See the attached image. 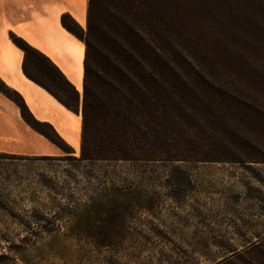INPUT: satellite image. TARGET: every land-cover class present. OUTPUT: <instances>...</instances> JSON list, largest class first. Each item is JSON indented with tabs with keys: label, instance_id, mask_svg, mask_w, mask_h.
Returning <instances> with one entry per match:
<instances>
[{
	"label": "rangeland",
	"instance_id": "1",
	"mask_svg": "<svg viewBox=\"0 0 264 264\" xmlns=\"http://www.w3.org/2000/svg\"><path fill=\"white\" fill-rule=\"evenodd\" d=\"M87 6L88 0H0V45L10 48L23 75L25 46L43 56L54 51L52 60L81 94V50L62 21L81 36ZM204 20L191 25V34H200L205 50L223 54L240 26L223 27L219 17ZM56 37L69 53L56 47ZM0 67L9 86L0 80V94L15 108V122L1 133L7 142L0 136V264L264 260V164L82 161L80 114L62 108L25 75L30 82ZM25 67L35 80L52 85L42 72L54 71L39 55L27 51ZM26 83L48 101L27 91ZM21 100L28 111L20 109Z\"/></svg>",
	"mask_w": 264,
	"mask_h": 264
},
{
	"label": "trees",
	"instance_id": "2",
	"mask_svg": "<svg viewBox=\"0 0 264 264\" xmlns=\"http://www.w3.org/2000/svg\"><path fill=\"white\" fill-rule=\"evenodd\" d=\"M213 1L88 0L85 33L62 21L85 46L62 28L84 54L81 94L48 56L63 73L20 47L24 75L80 114L82 161L264 164V0ZM218 17L240 26L229 43L220 39L223 54L191 34ZM27 51L54 71L42 72L51 86L30 75Z\"/></svg>",
	"mask_w": 264,
	"mask_h": 264
},
{
	"label": "crops",
	"instance_id": "3",
	"mask_svg": "<svg viewBox=\"0 0 264 264\" xmlns=\"http://www.w3.org/2000/svg\"><path fill=\"white\" fill-rule=\"evenodd\" d=\"M5 6H7L8 7V2L6 1L5 2V4H4ZM24 34L25 33H23V35H22V37L23 38H25L26 36H24ZM59 37H56L55 38V41L58 39ZM26 40H27V37L25 38ZM32 39V38H31ZM28 43H30V42H28ZM33 45V44H32ZM35 46H36V44H34ZM3 46H1L0 45V53H1V48H2ZM56 47L60 50V48L56 45ZM8 48V47H7ZM3 49H5V50H7L6 48H4L3 47ZM8 50H9V52L11 53V51H10V48H8ZM62 50V49H61ZM53 53H54V51H52V50H47V51H45L44 52V54L46 55V56H48L51 60H52V56H53ZM13 55V54H12ZM13 57H14V55H13ZM15 61H16V59H14ZM53 61V60H52ZM54 62V61H53ZM52 62V63H53ZM55 63V62H54ZM0 64L1 65H3V66H5V67H7V68H9L10 70H14L15 72H16V75L17 76H19V77H21V78H23V79H25V80H28V79H26L25 77H24V75L23 74H20V73H18L17 72V66H14L13 68H10L9 66H7V64H5L2 60H1V55H0ZM56 64V63H55ZM57 65V64H56ZM58 66V65H57ZM59 67V66H58ZM60 68V67H59ZM61 69V68H60ZM20 70H21V68H20ZM62 70V69H61ZM63 71V70H62ZM64 72V71H63ZM21 73H22V71H21ZM65 73V72H64ZM66 74V73H65ZM69 78V77H68ZM0 79L5 83V85L6 86H8L7 85V81H8V78H7V72L2 68V67H0ZM29 81V80H28ZM30 82V81H29ZM9 87V86H8ZM24 87H25V89L28 91V90H31V91H33L34 92V95L37 97V99H39V100H41L43 103L45 102L44 100H47L46 99V97L44 96V94L41 92V91H39L38 89H36V85H30V84H28V83H26V85H24ZM16 91V90H15ZM19 93V92H18ZM46 93V92H45ZM20 94V93H19ZM21 96H22V98L24 99V102H25V104H27L26 103V99H25V97L23 96V94H20ZM40 96H42L43 97V99L44 100H42L41 99V97ZM54 100V99H53ZM48 101V100H47ZM0 104L1 105H3V106H5V108H9L10 109V114L9 113H5L4 111H6V110H1V108H0V120H1V118L3 119L2 120V128H1V132H0V136H1V133L2 132H4L5 134H6V124L7 123H14L15 122V113H14V109L15 108H13L14 107V105L7 99V98H5L2 94H0ZM18 110V109H17ZM19 113V112H18ZM19 115V114H18ZM20 116V115H19ZM33 116H35L34 114H33ZM36 117V116H35ZM21 118V117H20ZM47 122H50V121H48L47 120ZM51 123V122H50ZM15 125H16V123H15ZM26 125V124H25ZM16 126H18V124L16 125ZM27 126V125H26ZM28 127V126H27ZM8 137L10 136L11 137V135L9 134V135H7ZM2 137V136H1ZM2 138H4V137H2ZM5 139V141H3V142H7V137H5L4 138ZM0 143H2V142H0Z\"/></svg>",
	"mask_w": 264,
	"mask_h": 264
},
{
	"label": "bare ground",
	"instance_id": "4",
	"mask_svg": "<svg viewBox=\"0 0 264 264\" xmlns=\"http://www.w3.org/2000/svg\"><path fill=\"white\" fill-rule=\"evenodd\" d=\"M56 45L64 51L66 53H69V46L67 44L64 43V41L61 39V38H58L56 40ZM59 44V45H58ZM61 45V46H60ZM1 60L7 64V66H9L10 68H13L14 66H17V72L22 74L21 73V70H20V64L14 60V57L12 55V53L9 52V50H5L3 49V47L1 48ZM82 57H83V54H82V51L79 52V63H80V67L82 66ZM80 78H81V75H80ZM80 84H81V79H80ZM81 86V85H80Z\"/></svg>",
	"mask_w": 264,
	"mask_h": 264
}]
</instances>
